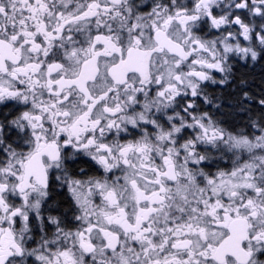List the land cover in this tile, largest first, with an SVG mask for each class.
I'll return each instance as SVG.
<instances>
[{
  "label": "snow or ice",
  "instance_id": "6c2138e0",
  "mask_svg": "<svg viewBox=\"0 0 264 264\" xmlns=\"http://www.w3.org/2000/svg\"><path fill=\"white\" fill-rule=\"evenodd\" d=\"M264 0H0V264H264Z\"/></svg>",
  "mask_w": 264,
  "mask_h": 264
},
{
  "label": "trees",
  "instance_id": "16d2710c",
  "mask_svg": "<svg viewBox=\"0 0 264 264\" xmlns=\"http://www.w3.org/2000/svg\"><path fill=\"white\" fill-rule=\"evenodd\" d=\"M234 74L237 79L247 80L252 88L259 91L264 86V59L248 64H238L235 66Z\"/></svg>",
  "mask_w": 264,
  "mask_h": 264
},
{
  "label": "rangeland",
  "instance_id": "374dc122",
  "mask_svg": "<svg viewBox=\"0 0 264 264\" xmlns=\"http://www.w3.org/2000/svg\"><path fill=\"white\" fill-rule=\"evenodd\" d=\"M238 62H239V60L234 61V65L239 64ZM240 62H242V63H246V62H244V61H240ZM247 62H252V61H251V60H248Z\"/></svg>",
  "mask_w": 264,
  "mask_h": 264
},
{
  "label": "flooded vegetation",
  "instance_id": "af4514ba",
  "mask_svg": "<svg viewBox=\"0 0 264 264\" xmlns=\"http://www.w3.org/2000/svg\"><path fill=\"white\" fill-rule=\"evenodd\" d=\"M238 63H239V64H248V63H251V62L242 63V62L239 61ZM237 65H238V64H237ZM235 66H236V65H234V69H233V70H235Z\"/></svg>",
  "mask_w": 264,
  "mask_h": 264
}]
</instances>
